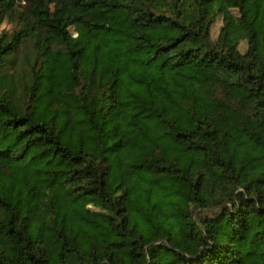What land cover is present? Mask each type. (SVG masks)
Wrapping results in <instances>:
<instances>
[{"label":"trees","instance_id":"obj_1","mask_svg":"<svg viewBox=\"0 0 264 264\" xmlns=\"http://www.w3.org/2000/svg\"><path fill=\"white\" fill-rule=\"evenodd\" d=\"M19 1L0 264H264V0Z\"/></svg>","mask_w":264,"mask_h":264},{"label":"rangeland","instance_id":"obj_2","mask_svg":"<svg viewBox=\"0 0 264 264\" xmlns=\"http://www.w3.org/2000/svg\"><path fill=\"white\" fill-rule=\"evenodd\" d=\"M16 5H17V7H16L17 11H22L28 5V2H27V0H22V1L17 2ZM220 26H221V18H220V16H217L215 21L213 22V24L211 26V29H210L211 38H215L216 37ZM19 27H20V25L18 24L17 21L11 22V21H8V20L4 19L3 22L0 24V32L1 31L11 32L14 29H18ZM69 32L71 33L72 36L75 37L78 34V29L73 27V26H70L69 27ZM245 47H246V42L245 41H241L240 44H239V49L241 51H244ZM20 52L21 53L20 54L18 53V55H17L19 63H21L24 60L25 55H29L31 58L34 56V53H33V50H32V43H31L30 40H28L26 42L25 47ZM192 211H193V216L198 211L204 212L206 214H208L210 212L209 209H200V208L195 209L194 207L192 208Z\"/></svg>","mask_w":264,"mask_h":264}]
</instances>
